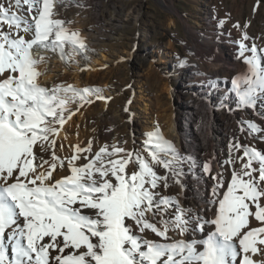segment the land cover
<instances>
[{"label":"snow or ice","instance_id":"6c2138e0","mask_svg":"<svg viewBox=\"0 0 264 264\" xmlns=\"http://www.w3.org/2000/svg\"><path fill=\"white\" fill-rule=\"evenodd\" d=\"M55 3H0V264H257L249 253L264 246V151L235 137L224 161L231 166L229 181L223 173L212 175L210 161L202 166L214 182L206 201L212 205L211 219L183 207L178 196L156 191L161 183L168 188L169 179L181 184L185 161L159 130L146 133L147 157L105 145L78 166L80 153L91 151L89 141L87 148L75 146L67 158L70 174L58 180H52V173L64 161L55 151L50 161L35 163V147L55 148L54 137L71 115L70 101L90 103V94L104 98L96 88L38 84L37 65L43 57H34L33 48L58 51L62 59L65 47L74 54L86 49L79 32L55 18ZM240 48L242 56L250 52L245 57L248 71L231 80L232 90L239 106L254 108L257 95H264V49L255 44L248 49L243 43ZM261 131L252 121L241 122V133L255 138ZM113 155L119 158L111 159ZM130 164L136 170L128 174ZM157 165L165 175L158 174ZM148 213L160 219L151 222ZM252 218L259 226H250ZM146 231L160 240L146 239ZM189 234L191 239L184 238Z\"/></svg>","mask_w":264,"mask_h":264},{"label":"rangeland","instance_id":"374dc122","mask_svg":"<svg viewBox=\"0 0 264 264\" xmlns=\"http://www.w3.org/2000/svg\"><path fill=\"white\" fill-rule=\"evenodd\" d=\"M166 1L172 7L159 0H56L55 18L66 21L65 26L70 30L78 31L86 44V49L74 54L71 48L65 47L62 59L58 51L38 48L34 53L33 48L34 57L38 59L43 57L42 62L37 65V70L42 65L45 68L61 67L63 69L59 72L63 75L58 78L56 85H72L80 89L96 88L99 89L98 95L104 98L98 99L97 94H90L88 95L90 103L78 99L70 101L67 105L71 110L70 118H66L63 127L59 130V132L65 131L66 137H60L58 132L54 137L56 141L54 149L42 151L39 146L35 147L34 151L38 157L36 164L41 163L42 160L50 161L53 151L64 161L62 167L57 163L52 173L53 181L70 174L67 158L71 157L75 146L87 148L89 141H91V151L80 153V159L75 162L78 166L87 163L85 157L90 159L105 145L109 150L112 146H119L128 152H139L147 157L144 141L146 133L153 130H159L164 139L170 141L178 151V142L166 133L170 123L181 112L184 94L189 92L185 82L178 76L187 65L191 64H197L202 71L208 70L207 61L197 57L195 53L202 40L199 37H189L184 22L202 36L219 42L220 46L221 43L226 44V54L231 64L222 66L219 75L228 89H232L231 80L234 77L248 71L245 57L249 56L250 52L245 51L242 56L241 43L248 49L253 44L264 49V0ZM8 2L9 0H0V3L5 5ZM126 14L136 15V20L127 19ZM23 15L27 16L26 6ZM142 28H145L148 34L144 35ZM3 30L8 31L6 24ZM12 31L14 33L15 29ZM20 34L26 39H31L28 33ZM168 53L170 56H166ZM103 54L105 57L102 56ZM263 56L264 53H260L262 66H264ZM200 78L206 77L200 76ZM39 79L40 75L37 78L39 85L49 89L54 87L39 83ZM200 81L199 83H207L208 80L200 79ZM166 85L168 90L164 89ZM259 96L261 95L258 94L256 100L260 99ZM263 97L264 95L262 99ZM145 102L147 105L143 104ZM235 102L236 109L232 111L235 114L233 119L236 127L235 138L242 144L264 151V131L255 138L249 136L247 132H240L242 121H252L264 129L261 108L258 110L255 107L243 108L238 105L237 100ZM65 116L68 117L69 113L66 112ZM135 122L136 127L133 130ZM181 122H184L182 118ZM148 125L153 128L148 130L146 127ZM226 148L229 151V146ZM224 156L226 160L228 153ZM212 157L210 155L205 161H210L211 166L215 161ZM110 158L119 157L113 155ZM225 166L224 173H228L229 177L225 180L229 181L231 166ZM236 167L239 168V163ZM162 169L164 168L161 166H155V170L161 176L164 175ZM135 170L136 166L132 164L126 169L128 174ZM256 175L258 176V173ZM163 188L161 183L156 189L161 196H175L169 193L164 195ZM179 201L183 207L196 212L191 205H186L180 199ZM147 218L151 222L160 219L159 215L153 218L151 213L147 214ZM129 223L132 224L133 231L138 233L135 224L132 221ZM143 235L148 240H160L151 231H146ZM170 236L181 239L175 232H171ZM258 253L253 254L254 258L249 253L255 262ZM56 254V252L51 253L53 257Z\"/></svg>","mask_w":264,"mask_h":264},{"label":"bare ground","instance_id":"6f19581e","mask_svg":"<svg viewBox=\"0 0 264 264\" xmlns=\"http://www.w3.org/2000/svg\"><path fill=\"white\" fill-rule=\"evenodd\" d=\"M159 1L166 2L169 7L171 6L166 0ZM126 15L127 19L134 18L136 20V15ZM204 19L207 20L206 17ZM184 26L189 37H199L202 40L198 48L195 49V53L197 57H202L207 61L208 70L202 71L197 64H191L187 65L178 76L185 82V87L189 92L184 94L181 112L170 123L166 133L178 142L179 149L177 152L185 158V161L180 166L182 168L181 184L178 185L173 179H169V187L163 188V190L164 195L169 193L178 196L186 205L194 207L196 212L199 211L201 215H205L211 219L213 216L212 205L206 203V201L209 199L214 182L207 174L203 173L202 166L206 158L211 155L215 158L212 165V175H216L218 172L223 173V175L225 174L224 155L228 153L229 156L226 146H229L231 140L236 136L234 132L236 127L233 122L235 114L232 111L236 109L235 101L237 98L233 90L231 88L228 89L225 81L221 80V76L219 75V70L222 66L231 64L230 58L226 54V44L221 43L220 46L219 42H215L210 37L202 36L186 22H184ZM142 29L144 35L148 34L145 28ZM37 50L38 48H34L33 52L35 53ZM102 56L105 57L104 54ZM166 56H170V53ZM54 57L57 56L54 55ZM98 61L102 60L98 59ZM62 69L56 66H48L47 68L43 65L40 66L38 68V71L41 73L39 83L47 84L48 87L56 86L58 78L63 75L62 72H59ZM200 76L206 78H200ZM200 79L208 81L207 83H199L201 82ZM76 83H78V80H76ZM164 89L168 90V86L166 85ZM259 97L260 99L255 100V108L257 110L261 108V114L264 116V97L263 99L262 95ZM143 104L147 105L146 102ZM250 110L252 111L253 109ZM181 118L184 121L183 123L181 122ZM134 127H136V122L133 125V130H135ZM146 127L148 130L153 128L150 125ZM64 132L60 131L59 136L66 137ZM218 156L222 157V159H219ZM188 157H191L192 162L187 160ZM220 163L221 165L219 166ZM162 171L165 175V169H162ZM228 178V173H226L224 179L228 180ZM258 224L259 222H256L254 218L251 219V227H257ZM210 229L211 226H209ZM170 235L171 232H169ZM199 235L198 233L197 236L199 237ZM184 238L191 239V235L189 234ZM260 248L261 251H259L255 258L257 264L264 261V246H260Z\"/></svg>","mask_w":264,"mask_h":264}]
</instances>
